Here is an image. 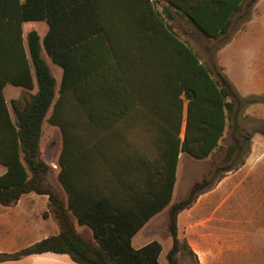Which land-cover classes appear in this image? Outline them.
<instances>
[{
	"label": "trees",
	"instance_id": "trees-1",
	"mask_svg": "<svg viewBox=\"0 0 264 264\" xmlns=\"http://www.w3.org/2000/svg\"><path fill=\"white\" fill-rule=\"evenodd\" d=\"M167 1L179 9L199 32L210 38L227 32L233 15L241 10L244 2ZM116 19L129 25L140 19L147 29L162 31L168 45L158 44L161 50L158 55L164 56V47L170 48L174 60L175 79L170 82L174 91L171 109L161 115L157 113L167 123L161 128L163 136L158 139L164 186H151L149 197L141 202L133 193L126 197L120 194V186H70L67 173L69 128L59 113L64 96L54 103L56 80L41 55L44 48L64 67V88L70 74L71 56L74 53L84 56L89 40L100 43L111 40L108 24ZM29 20H45L49 29L44 37L36 30L29 31L25 49L22 22ZM7 82L36 88V92L24 102L12 101L14 119L2 92ZM182 92L189 99L183 138L180 137ZM233 99L241 101L242 98L230 79L221 72L218 78L214 77L200 62L196 51L163 24L150 0H0V163L6 167L0 175V204H15L29 192L46 194L52 215L59 225V232L55 235L12 253L0 252V262L51 251L66 253L79 264H161L159 241L152 240L135 248L132 237L147 219L170 202L180 152L203 158L217 149L234 110ZM51 106L53 111L49 121L60 126L65 142L60 157L62 169L58 174L65 197L45 184L50 167L39 156L42 126ZM151 113L155 115V112ZM238 148V140L229 145L225 160L233 159ZM224 169L230 171L232 167ZM121 187H131L133 191L134 186ZM211 187L212 182L207 179L196 182L187 198L172 205V246L166 255L168 264H177L180 246L193 255L188 243L178 236L177 217ZM75 220L91 228V239L77 230Z\"/></svg>",
	"mask_w": 264,
	"mask_h": 264
},
{
	"label": "crops",
	"instance_id": "crops-1",
	"mask_svg": "<svg viewBox=\"0 0 264 264\" xmlns=\"http://www.w3.org/2000/svg\"><path fill=\"white\" fill-rule=\"evenodd\" d=\"M150 2L163 24L191 47L192 39L187 36L203 37L188 18L167 0ZM260 7H263L264 14V0L255 1L244 29L235 27L236 30L244 31V39L237 36L229 38V47H236V54L242 44L246 46L249 43L251 25L258 17L256 14ZM236 15L237 13L231 19L232 28L238 20ZM48 29L49 25L45 20L23 21L22 37L25 49L29 31L36 30L44 37ZM108 31L111 40L101 43L89 40L86 42L84 56L75 53L71 56L70 74L64 88V67L54 61L44 48L41 53L56 80L54 103L60 96H64L59 113L69 128V184L120 186L118 192L125 197L128 193H133L140 198V202L146 201L151 186H164L163 159L158 139L163 136L161 128L166 127L167 123L157 113L161 115L171 109L174 91L170 82L175 79L172 67L174 60L170 48L164 47L162 52L165 55H158L161 52L158 44L168 45L163 32L147 29L140 19L132 25L116 19L108 24ZM248 54V63H264V47ZM200 62H203L202 59ZM21 76L23 77V69ZM2 92L14 119L12 101L24 102L31 93L36 92V88L30 89L7 82ZM180 97L183 100L180 137L183 138L189 99L185 92ZM52 111L53 106L43 122V131L45 125L60 128L58 124L49 121ZM151 112H155V115ZM64 144L62 133L58 173L62 169L60 157ZM182 155L183 152H180L178 156L176 182L170 202L147 219L135 233L132 237L133 247L140 248L153 240L150 239L151 234L145 230L160 212L173 203L175 189L179 185ZM5 171L6 167L0 163V175ZM227 178L228 176L221 177L209 190L201 193L189 208L179 213L178 236L188 243L197 264H263L264 199L248 197L254 194L253 187L250 190L248 186L245 198H205L208 192L216 193L226 183ZM59 182L63 187L62 182ZM121 186L134 187L132 191L131 187ZM196 202L198 205L194 211ZM49 208L48 195L35 192L23 194L15 204H0V252L12 253L57 234L59 225L53 215H44ZM183 212L187 213L182 216ZM76 222L80 227L91 230L88 225L80 224L77 220ZM258 236H262L263 243L255 248L250 240L251 237L259 238ZM259 252L262 255L256 256ZM0 264L79 263L66 253L48 251L30 254L17 260L1 261Z\"/></svg>",
	"mask_w": 264,
	"mask_h": 264
},
{
	"label": "rangeland",
	"instance_id": "rangeland-1",
	"mask_svg": "<svg viewBox=\"0 0 264 264\" xmlns=\"http://www.w3.org/2000/svg\"><path fill=\"white\" fill-rule=\"evenodd\" d=\"M254 2L255 0H244L241 10L236 15L237 22L234 19L236 24L233 28L229 26L225 34L217 38H210L201 33L203 36L201 37L193 36L191 33L193 30H191L190 35L192 36H187L192 39L193 49L210 69L212 75L218 78V73L226 74L242 99L241 101L233 99L234 110L227 120L219 146L212 154L205 158H197L188 152H183L181 169L179 167V185L176 186L173 203L160 212L145 230L151 234L150 239L161 243L162 251L159 256L161 264H168L166 255L172 246L170 209L173 204L190 195V190L196 182L207 179L214 185L221 177L228 176L226 183L220 186L216 193H214L215 191L208 192L205 198H245L246 186H248L250 190L253 187L254 192L248 197L257 200L264 199V63H248L246 61L248 52L259 51L264 47L263 7L257 10L256 16L258 17L251 25L249 43L247 44L249 46L242 44L237 54L236 47H229L230 37L241 38L244 36V31L236 30L235 27L245 28V21L252 13ZM193 34L197 35L195 31ZM42 132L39 156L50 167L45 176V184L65 197L66 193L58 179V157L62 144V133L59 127L50 125H45ZM236 140L239 141L238 150L233 155V159L225 160L228 146L235 144ZM227 167H232V169L226 171L224 168ZM197 205L198 202L194 204V211H196ZM45 213L46 216L52 215L51 208ZM186 213L183 212L181 215ZM237 214L240 215V213ZM75 226L84 237L92 238L89 228L80 227L76 220ZM258 237H251L250 240L255 248L260 247L263 243L262 236ZM262 252L264 254V251ZM262 252L256 256H261ZM176 261L177 264H197L195 257L183 246H180Z\"/></svg>",
	"mask_w": 264,
	"mask_h": 264
}]
</instances>
